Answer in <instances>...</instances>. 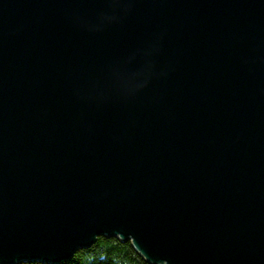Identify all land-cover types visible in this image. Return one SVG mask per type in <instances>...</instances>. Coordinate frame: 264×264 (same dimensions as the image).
I'll use <instances>...</instances> for the list:
<instances>
[{
	"label": "water",
	"instance_id": "water-1",
	"mask_svg": "<svg viewBox=\"0 0 264 264\" xmlns=\"http://www.w3.org/2000/svg\"><path fill=\"white\" fill-rule=\"evenodd\" d=\"M100 236L264 264V0H0V264Z\"/></svg>",
	"mask_w": 264,
	"mask_h": 264
},
{
	"label": "trees",
	"instance_id": "trees-1",
	"mask_svg": "<svg viewBox=\"0 0 264 264\" xmlns=\"http://www.w3.org/2000/svg\"><path fill=\"white\" fill-rule=\"evenodd\" d=\"M19 264H51L48 262H22ZM58 264H152L133 246L131 240L117 236H100L91 246L80 248L74 256Z\"/></svg>",
	"mask_w": 264,
	"mask_h": 264
}]
</instances>
